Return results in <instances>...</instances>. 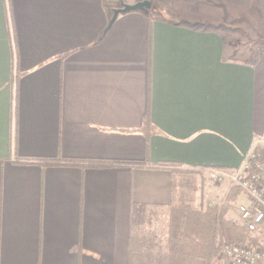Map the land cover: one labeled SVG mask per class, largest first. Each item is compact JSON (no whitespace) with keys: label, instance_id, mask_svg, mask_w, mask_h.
I'll return each instance as SVG.
<instances>
[{"label":"crops","instance_id":"0c3cea01","mask_svg":"<svg viewBox=\"0 0 264 264\" xmlns=\"http://www.w3.org/2000/svg\"><path fill=\"white\" fill-rule=\"evenodd\" d=\"M149 1L0 0V264H127L131 208L172 200L155 163L264 147V43L230 24L264 39V0Z\"/></svg>","mask_w":264,"mask_h":264},{"label":"trees","instance_id":"16d2710c","mask_svg":"<svg viewBox=\"0 0 264 264\" xmlns=\"http://www.w3.org/2000/svg\"><path fill=\"white\" fill-rule=\"evenodd\" d=\"M260 154L264 152L260 149ZM67 164L84 167H112L131 165L143 167L140 161H76ZM42 166L60 164L59 159H38ZM155 168L168 169L172 175V200L166 207L137 205L131 208L127 264H220L219 240L247 243L264 248L256 232L232 221L225 210L208 201L195 205L192 195L197 191L195 168L178 162H158ZM231 171L232 169H222ZM226 197L234 201L241 193L231 187Z\"/></svg>","mask_w":264,"mask_h":264},{"label":"built area","instance_id":"2783aa9c","mask_svg":"<svg viewBox=\"0 0 264 264\" xmlns=\"http://www.w3.org/2000/svg\"><path fill=\"white\" fill-rule=\"evenodd\" d=\"M262 141L255 142V147L237 168L231 171L211 169V180L222 183L229 180L232 186L240 188L249 200L246 205H239L238 221L247 231L254 233L264 225V152ZM221 264H264V248L248 243H223L220 245Z\"/></svg>","mask_w":264,"mask_h":264},{"label":"rangeland","instance_id":"374dc122","mask_svg":"<svg viewBox=\"0 0 264 264\" xmlns=\"http://www.w3.org/2000/svg\"><path fill=\"white\" fill-rule=\"evenodd\" d=\"M130 2L132 3V0H127V3ZM123 4L125 3L123 2ZM249 23L250 22H248L247 20H239V21L231 22L230 24H234L231 25V27L233 26L232 28L233 30L231 32V34L234 36L233 39L242 40L243 37H246V41L250 45L256 41H259L260 43H264V39H260V38L252 39L249 36L250 34L251 36L254 34L252 30L248 33L249 28L255 30V28H253L251 25L253 24V22L251 21V24ZM194 171H196V173H194L193 176L197 188V191L192 195L194 204L200 205L203 204L204 201H208L212 206H217L221 209H224L226 217H228L232 221H235L236 223H239L238 210H237L238 207L234 203L236 199L234 201L226 200L227 195L232 189L231 187H233L230 184L229 180H226L225 182L222 183H217L210 179L209 177L210 170L208 172L200 169H196ZM257 240L261 241L264 240V238L258 236ZM219 243L223 244L230 242L221 239L219 240ZM247 243L250 244L249 242ZM219 262L221 264L220 257H219Z\"/></svg>","mask_w":264,"mask_h":264},{"label":"water","instance_id":"95a60500","mask_svg":"<svg viewBox=\"0 0 264 264\" xmlns=\"http://www.w3.org/2000/svg\"><path fill=\"white\" fill-rule=\"evenodd\" d=\"M151 4L152 3L149 0H141L133 4H123L121 8L113 10V16L111 21H113L119 13H125L141 9H150Z\"/></svg>","mask_w":264,"mask_h":264}]
</instances>
